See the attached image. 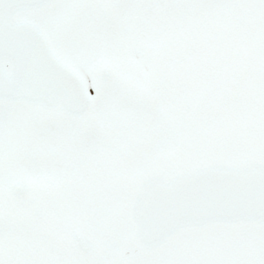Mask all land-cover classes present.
Masks as SVG:
<instances>
[{
  "label": "snow or ice",
  "instance_id": "snow-or-ice-1",
  "mask_svg": "<svg viewBox=\"0 0 264 264\" xmlns=\"http://www.w3.org/2000/svg\"><path fill=\"white\" fill-rule=\"evenodd\" d=\"M0 264H264V0H0Z\"/></svg>",
  "mask_w": 264,
  "mask_h": 264
}]
</instances>
